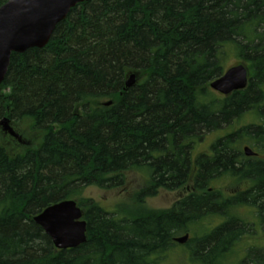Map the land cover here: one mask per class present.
Segmentation results:
<instances>
[{
  "label": "trees",
  "instance_id": "1",
  "mask_svg": "<svg viewBox=\"0 0 264 264\" xmlns=\"http://www.w3.org/2000/svg\"><path fill=\"white\" fill-rule=\"evenodd\" d=\"M226 44L251 79L222 101L209 84L223 71ZM131 73L137 82L126 88ZM263 90L264 0H90L70 9L45 47L11 54L0 85V120L34 135L19 149L0 132V264H155L152 256L174 249L172 237L220 203L192 194L169 210L124 216L84 198V189L121 186L133 169L147 171L154 191L180 188L196 140L246 114L264 122ZM217 140L214 157L196 162L199 189L215 175H264V166L236 163L234 148L248 141L264 149L263 130L244 126ZM63 200L82 210L87 239L57 250L33 218ZM232 222L195 239L191 259L222 264L237 237ZM247 258L264 264L259 252Z\"/></svg>",
  "mask_w": 264,
  "mask_h": 264
},
{
  "label": "water",
  "instance_id": "2",
  "mask_svg": "<svg viewBox=\"0 0 264 264\" xmlns=\"http://www.w3.org/2000/svg\"><path fill=\"white\" fill-rule=\"evenodd\" d=\"M89 0H9L0 7V84L6 74L11 53H23L30 48H43L55 26L65 19L77 3ZM248 71L242 65L228 69L210 88L222 95L243 90L247 85ZM135 75L125 82L131 87ZM107 102L105 106H108ZM2 133L21 142L8 118L0 121ZM82 211L74 201H61L48 206L33 218L58 250L76 248L86 241V223ZM187 236L176 239L185 243Z\"/></svg>",
  "mask_w": 264,
  "mask_h": 264
},
{
  "label": "flooded vegetation",
  "instance_id": "3",
  "mask_svg": "<svg viewBox=\"0 0 264 264\" xmlns=\"http://www.w3.org/2000/svg\"><path fill=\"white\" fill-rule=\"evenodd\" d=\"M246 116L248 117L252 115L247 114ZM244 119L245 117H243L239 123L234 124V127H237L239 124L247 126L251 125L256 128V130L264 131V122H262V120H260L257 116H255V119L253 117L254 122L249 124H243ZM197 147H201L203 149L195 151ZM212 147L211 143L203 146L196 144L192 147V150L190 151L192 168L190 184H186L184 188L177 189L179 191V196L177 200L174 201L175 203L173 202V205L192 194L195 196L201 194L208 197L213 196V199L220 203L219 205L216 204L221 207L220 212H212V214L209 215V217L215 218V224L214 226L212 224L201 236L196 235L192 237L190 230L183 232L180 236L187 235L188 239L186 243L181 246L187 247V244L190 242H194L195 239L202 236L207 237L211 235V233H213L216 229L227 223H231L233 225L232 219H234L237 226H235L233 230H235V232L237 231L235 234L237 237H234V239L229 243L232 245L227 251V260L230 258H233L234 260L235 258L236 264H247V256L249 257V253L251 254L252 252H259L260 259L264 260V211H261V203L259 202L261 200L259 197L262 196L261 191H259V184H261L264 188V175L249 174L248 176L242 178L233 176L232 174L215 175L207 183L204 190L199 189L198 186H196L198 175L196 162L201 157L212 159L214 157V150ZM234 148H236L235 150L238 152L236 163L240 164L242 168L246 166L250 167L252 163L260 168L261 166H264V149L262 147H256L248 141H244L240 146H234ZM245 148H248L251 152L245 153ZM228 178L235 180H229ZM228 181L231 182V187H228L226 192L220 191L218 189L219 183ZM212 183H214L215 186H212ZM229 201H233L235 206H229L227 209L223 208V206L228 204ZM200 220L202 219H199V221ZM230 229L231 228H228V230L225 231L224 236L228 234ZM173 238H175V236L171 239ZM237 249H239L238 252ZM188 255L189 258L194 256L191 252L190 254L188 253Z\"/></svg>",
  "mask_w": 264,
  "mask_h": 264
},
{
  "label": "rangeland",
  "instance_id": "4",
  "mask_svg": "<svg viewBox=\"0 0 264 264\" xmlns=\"http://www.w3.org/2000/svg\"><path fill=\"white\" fill-rule=\"evenodd\" d=\"M225 48L226 47H223L221 49V52ZM224 54H225V57L223 59V67L227 68V66H229L232 62L236 60L235 56L233 55L236 53L233 52L232 49H227L226 53ZM246 115L243 116L245 117V119L243 120V124H249V123L254 122V119L252 116L247 117ZM243 117L237 122L233 123L232 126L229 127L228 129L221 130L222 131L221 134L208 135L206 139L198 145L203 146V145L210 144V143L212 144L215 138L216 139L221 138L229 133H232V132H235L241 129L244 126L247 127V125H240V124L237 127H234V124L239 123L243 119ZM20 130L24 131V136H25L24 138L26 140L34 136L32 133L25 131L22 128ZM3 140L6 143L7 139L3 138ZM252 144H257V143L252 142ZM201 149L203 148L197 147L195 151H199ZM147 176H148V173L146 170H143V169L129 170L122 174L124 182L121 186L115 187V188H99L96 186H89L84 189L83 197L92 199L94 202H96L101 208H103L108 213L114 214L122 210L124 216L133 215L140 211H150V210L162 211L164 209L169 208L172 202L177 200L179 196L178 190L169 191V190L160 188L156 191L155 195L150 196L148 198L146 197L143 200V202L139 203L136 200L135 196L138 194L140 190H142V187L147 184V180H148ZM229 180H235V179H229ZM212 186H215V184L212 183ZM228 187H231V182L229 181L220 182L218 189L220 191L226 192ZM231 213H234V212H231ZM122 218H127V217H122ZM214 219H215L214 217H209V216L206 218L204 217L202 220L198 221V223L195 226L192 225L189 229L192 233V237L196 235L201 236L205 231H207V229L212 224L214 226L215 224ZM192 243L193 242H190L188 246L185 248L173 245L172 248L174 249L167 250V251L165 250L163 252H160L158 253V255L152 256V260L156 262L155 264H157V262L158 264H189L190 262H189L188 253L190 254L189 249L193 245ZM182 249L183 251H181ZM238 251L239 249H237V252ZM191 261L192 263L190 264H199L198 260L195 258L194 260L191 259ZM222 264H236V260L235 258L234 260L233 258H230L227 260V255H226L225 259L222 260Z\"/></svg>",
  "mask_w": 264,
  "mask_h": 264
},
{
  "label": "bare ground",
  "instance_id": "5",
  "mask_svg": "<svg viewBox=\"0 0 264 264\" xmlns=\"http://www.w3.org/2000/svg\"><path fill=\"white\" fill-rule=\"evenodd\" d=\"M128 88V87H127ZM111 105V102H110V104L108 105V106H110ZM107 107V106H106Z\"/></svg>",
  "mask_w": 264,
  "mask_h": 264
}]
</instances>
